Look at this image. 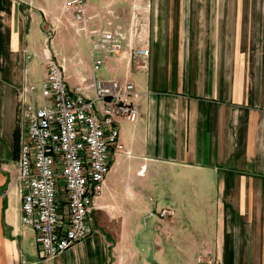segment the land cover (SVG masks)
Wrapping results in <instances>:
<instances>
[{
	"label": "crops",
	"instance_id": "obj_1",
	"mask_svg": "<svg viewBox=\"0 0 264 264\" xmlns=\"http://www.w3.org/2000/svg\"><path fill=\"white\" fill-rule=\"evenodd\" d=\"M67 1L0 0V264H264V4L87 0L82 31ZM130 28L146 62L108 54L97 74L136 83L139 118L119 121L93 232L45 258L22 220L20 89L51 55L92 82L89 30Z\"/></svg>",
	"mask_w": 264,
	"mask_h": 264
},
{
	"label": "built area",
	"instance_id": "obj_2",
	"mask_svg": "<svg viewBox=\"0 0 264 264\" xmlns=\"http://www.w3.org/2000/svg\"><path fill=\"white\" fill-rule=\"evenodd\" d=\"M86 7L87 0H68L65 5L82 31H87ZM137 31L89 30L94 55L90 83L71 86L63 62L51 55L40 80L20 89L19 114L27 128L17 174L22 220L36 231L45 258L60 255L93 232L96 200L114 155L124 150L119 121L136 122L140 115L133 101L136 83L97 72L108 54L126 52L129 62H146L150 49L136 37ZM147 31L146 24L139 27V32ZM171 213L162 209L159 215Z\"/></svg>",
	"mask_w": 264,
	"mask_h": 264
},
{
	"label": "rangeland",
	"instance_id": "obj_3",
	"mask_svg": "<svg viewBox=\"0 0 264 264\" xmlns=\"http://www.w3.org/2000/svg\"><path fill=\"white\" fill-rule=\"evenodd\" d=\"M261 3L264 4V0H261ZM84 52H85V54L89 53V48L87 46L85 47ZM197 262H198V264H205L204 255L203 254H199Z\"/></svg>",
	"mask_w": 264,
	"mask_h": 264
},
{
	"label": "bare ground",
	"instance_id": "obj_4",
	"mask_svg": "<svg viewBox=\"0 0 264 264\" xmlns=\"http://www.w3.org/2000/svg\"><path fill=\"white\" fill-rule=\"evenodd\" d=\"M92 222V221H91ZM92 226H93V222H92Z\"/></svg>",
	"mask_w": 264,
	"mask_h": 264
}]
</instances>
